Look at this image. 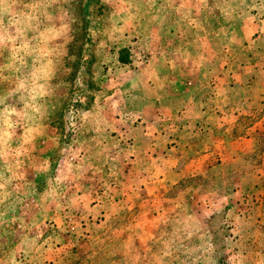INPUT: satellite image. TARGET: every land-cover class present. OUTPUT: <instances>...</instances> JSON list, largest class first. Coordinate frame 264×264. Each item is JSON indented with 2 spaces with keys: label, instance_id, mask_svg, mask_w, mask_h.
<instances>
[{
  "label": "rangeland",
  "instance_id": "1",
  "mask_svg": "<svg viewBox=\"0 0 264 264\" xmlns=\"http://www.w3.org/2000/svg\"><path fill=\"white\" fill-rule=\"evenodd\" d=\"M0 264H264V0H0Z\"/></svg>",
  "mask_w": 264,
  "mask_h": 264
}]
</instances>
